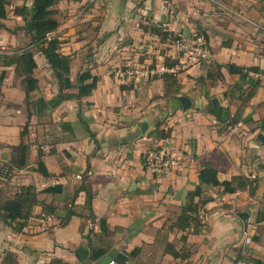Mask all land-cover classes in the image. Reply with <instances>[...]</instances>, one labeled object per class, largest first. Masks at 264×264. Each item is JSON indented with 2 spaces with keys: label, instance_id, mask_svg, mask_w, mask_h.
Returning <instances> with one entry per match:
<instances>
[{
  "label": "crops",
  "instance_id": "1",
  "mask_svg": "<svg viewBox=\"0 0 264 264\" xmlns=\"http://www.w3.org/2000/svg\"><path fill=\"white\" fill-rule=\"evenodd\" d=\"M12 1L17 9L8 8L2 23L11 29L13 17L23 27L21 8H30L33 0ZM54 9L60 27L53 36L62 42L60 52L71 57L72 85L76 88L85 71L99 82L80 101L55 105L59 85L37 52L39 87L28 110L15 68L0 69L7 72L0 87V191L11 197L21 186L34 185L39 192L63 188L55 196L40 193L21 231L15 223L0 222V264H81L76 250L89 247L107 253L86 264H109L135 249L137 258L126 264H236L238 257L264 264V0H60ZM2 30L0 48L11 51L0 56L33 49L25 31ZM199 32L208 38L209 59L171 73L184 60L174 38ZM232 65L243 68L244 77L230 73ZM129 66L150 75L117 80L116 72ZM254 84L256 92L248 98ZM212 98L229 110L226 122L209 113ZM40 99L46 108L36 106ZM22 142L30 155L28 166L18 169L12 148ZM162 142L177 163L156 176L144 155ZM39 152L50 177L36 171ZM206 163L217 169L220 181L243 177L255 180L257 189L253 195L248 189L234 194L208 189L203 198L209 201L199 213L203 227L183 232L174 224ZM84 181L94 194L95 220L85 206L86 193L75 196ZM100 219L107 235L101 234ZM175 235L187 237L186 259L162 250Z\"/></svg>",
  "mask_w": 264,
  "mask_h": 264
},
{
  "label": "trees",
  "instance_id": "2",
  "mask_svg": "<svg viewBox=\"0 0 264 264\" xmlns=\"http://www.w3.org/2000/svg\"><path fill=\"white\" fill-rule=\"evenodd\" d=\"M60 0H33L32 6L28 8L23 6L21 8V15L25 22L23 27L19 30L25 31L30 37V46L33 49L26 48L21 52L0 56V69L2 67H14L15 73L18 78L21 79L24 92L26 94L25 102L28 110L31 105L32 94L38 90L39 81L35 78V71L38 67L35 56L36 53H40L45 58L47 64L51 68L54 77L59 85V94L54 100L55 105H59L66 99H76L80 101L83 97L89 96L97 87L99 78L93 76L89 71L80 73L78 76V85L76 88L72 85L70 80V63L71 57L63 55L61 50L62 42L53 34L60 27V21L57 17V11L54 7L59 3ZM8 0H0V29L7 30L2 21L8 18ZM14 31H11L13 33ZM198 34L204 36L208 41L207 36L204 33L199 32ZM163 38H172L167 33H161ZM174 38L175 40L180 39ZM229 72L232 74H240L244 77L243 68L236 66H229ZM248 71H258L257 68H249ZM7 72L0 70V87L6 79ZM258 85L254 84L252 90L248 94V98H251ZM75 88L77 93L72 95L69 94L71 89ZM36 106L40 109L46 108V102L44 100H38ZM209 113L216 117L219 122H226L230 116L229 110L223 108L219 101L215 98L210 100ZM31 116V111H29ZM237 123V122H236ZM26 130L22 132V137L26 135ZM159 138L166 139L167 136L160 133ZM12 162L18 169H22L28 166L30 146L24 142L20 143L17 147L12 148ZM36 171L39 172L43 177H50V174L42 160V156L39 152L37 159ZM221 187L224 189V193L234 194L238 190L248 189L250 194H254L257 189V183L255 180L250 181L243 177H233L230 181H220L218 178V171L211 164H203L202 169L199 172V185L192 192L188 193V205L181 211V215L177 218L174 227L179 230L186 232L193 229L194 233H199L203 225L200 223V208L209 201L208 198H203L206 191L210 188ZM63 190L62 186L49 187L39 192L34 185L21 186L18 191L11 197L3 195L2 190L0 191V222L6 225L12 226L14 223L17 225V229H21L26 225L29 219L32 217L33 209L35 206L40 204L39 195L40 193L53 194L54 196L61 193ZM84 192L87 195L85 206L90 211V217L95 218L92 214V201L93 191L92 187L87 183L83 182L75 190V196L79 193ZM202 199V202H197L196 199ZM43 210L53 213L54 208L51 206H44ZM74 215L73 212L69 213V216ZM95 220V219H94ZM99 228L102 235H107L109 229L104 219L99 220ZM173 229V228H171ZM187 237L182 236L181 241L186 242ZM140 249H135L131 253H125L124 255H118L116 262L118 264H126L128 261L137 258ZM107 253L106 248H79L76 250V256L81 264L87 262H93L99 260L102 256ZM166 254H170L174 259H186V254L183 250H177L172 243L167 244L165 249ZM242 259L248 260L251 264H261L260 261L238 257L236 263ZM51 264H62L61 261L54 260Z\"/></svg>",
  "mask_w": 264,
  "mask_h": 264
},
{
  "label": "built area",
  "instance_id": "3",
  "mask_svg": "<svg viewBox=\"0 0 264 264\" xmlns=\"http://www.w3.org/2000/svg\"><path fill=\"white\" fill-rule=\"evenodd\" d=\"M176 46L180 52L183 53V63L170 70L175 74L179 71L188 69L190 66L199 64L205 60H208L211 56L209 42L204 36L195 33L191 38L181 37L176 40ZM150 75L149 70L139 67H127L126 69H119L116 72L117 80H125L128 78L137 77L148 78ZM144 163L156 176H163L170 172V170L176 165L177 159L175 154L165 146V144H156L153 148L148 150L144 155ZM109 264H118L115 261ZM236 264H250L248 260L242 259Z\"/></svg>",
  "mask_w": 264,
  "mask_h": 264
},
{
  "label": "rangeland",
  "instance_id": "4",
  "mask_svg": "<svg viewBox=\"0 0 264 264\" xmlns=\"http://www.w3.org/2000/svg\"><path fill=\"white\" fill-rule=\"evenodd\" d=\"M9 1V6H8V8L10 9V12H15V10L17 9L16 8V4L12 1V0H8ZM12 9V10H11ZM13 15H11V17H12ZM13 18V17H12ZM12 18H9V20H8V25L11 27V29H10V33H11V31H14L15 33H17V31H19V26L17 25V24H15V23H13V20H14V18L12 19ZM3 31V30H2ZM8 33V32H7ZM9 34V33H8ZM28 45V42H24V44L22 45V47L23 46H27ZM9 52V51H11V49H10V47H6V49L5 50H3L2 49V47L0 48V54H3V52ZM190 67H192V66H190ZM189 67V68H190ZM188 68V69H189ZM19 81H20V79H18ZM175 232H173V234H174ZM176 234V233H175ZM177 235H175V238L173 239V241H172V244L174 245V247L177 249V250H183V252H186V251H188V250H190L189 248H188V244L185 242V243H182V241L178 238V237H176ZM165 243H166V241H165ZM164 243V245H162V250L164 249V251H165V249H166V244ZM154 254H156V253H154ZM156 259V258H155ZM156 260H153L152 261V263L151 264H156V262H155Z\"/></svg>",
  "mask_w": 264,
  "mask_h": 264
},
{
  "label": "water",
  "instance_id": "5",
  "mask_svg": "<svg viewBox=\"0 0 264 264\" xmlns=\"http://www.w3.org/2000/svg\"><path fill=\"white\" fill-rule=\"evenodd\" d=\"M182 102L184 103V106L186 107L185 103L187 102V100L183 99ZM148 129V124L146 122L142 123L141 125V131L143 133H145Z\"/></svg>",
  "mask_w": 264,
  "mask_h": 264
}]
</instances>
